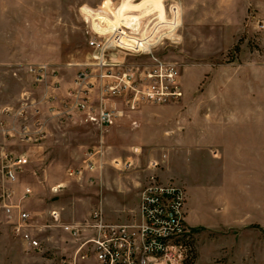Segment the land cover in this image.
Wrapping results in <instances>:
<instances>
[{"label":"rangeland","instance_id":"1","mask_svg":"<svg viewBox=\"0 0 264 264\" xmlns=\"http://www.w3.org/2000/svg\"><path fill=\"white\" fill-rule=\"evenodd\" d=\"M111 32L129 47L114 48L112 58L132 67L138 83L160 86L164 72L174 69L182 91L205 87L210 67L264 68V0H0V154L27 158L15 181H3L26 214L17 233L18 209L13 219L0 212L4 262L60 264L79 243L62 227L78 228L81 239L90 236L97 208L109 222L138 220L140 191L160 168L159 116H172L181 96L143 101L134 110L116 98L122 111L107 127L85 122L66 106V89L90 54L87 39ZM32 64H47L59 81L55 90L51 75L40 83L50 86V104L37 113L32 103L46 94L27 71ZM148 73L163 76L144 77ZM94 148L102 154L92 170L85 169L84 154ZM77 169L80 174L69 175ZM26 187L30 192L22 199ZM239 209L247 221L260 219L259 207L243 197ZM217 224L199 234L187 224L199 262L215 256L227 264H264V223H238L234 231ZM24 233L38 237L40 250L25 242Z\"/></svg>","mask_w":264,"mask_h":264},{"label":"built area","instance_id":"2","mask_svg":"<svg viewBox=\"0 0 264 264\" xmlns=\"http://www.w3.org/2000/svg\"><path fill=\"white\" fill-rule=\"evenodd\" d=\"M119 37L112 32L109 36L104 33L89 36L87 45L90 54L87 60L79 63L72 84L66 89L65 105L83 115L85 122L110 126L122 111L114 105L116 98H122L125 107L134 110L140 102H164L182 94L174 69L164 72L165 81L160 80V86L138 83L132 67L125 68L122 62L112 58L114 48L128 47ZM27 71L35 85L45 82V78L51 75L54 77L52 89L59 88V81L47 64L28 65ZM150 76L157 79L163 75H144L146 78ZM99 154H102L99 148L88 149L84 154L83 167L92 170ZM26 163L27 158L21 154H0V212L7 219H13L15 209H18L17 224L14 225L17 233H20V220L25 219L26 214L19 210V202H13L12 190L5 188L3 181H15ZM114 163L122 164L119 160ZM81 171L70 170L68 173L80 174ZM29 192L30 189L26 187L21 198H25ZM184 204L185 192L180 185L150 175L139 194L136 222H109L104 219L102 210L97 208L92 211L93 223L90 228L93 234L90 236L81 239L78 228L72 225L62 227L74 240L79 241L62 264H83L90 256L97 264H227L219 258L207 263L199 262L193 233L185 221ZM23 239L34 250H40L38 237L24 233Z\"/></svg>","mask_w":264,"mask_h":264},{"label":"crops","instance_id":"3","mask_svg":"<svg viewBox=\"0 0 264 264\" xmlns=\"http://www.w3.org/2000/svg\"><path fill=\"white\" fill-rule=\"evenodd\" d=\"M261 68L246 63L229 69L210 67L205 87L184 86L180 102L171 106L173 115L159 116L156 162L160 168L156 176L184 189L185 220L199 229L198 234L215 228L211 224L216 223L222 231H234L238 223L244 226L264 223V68ZM41 85L46 97L32 103L36 113L47 101L50 104L47 99L50 86L46 83L35 87ZM241 197L259 207L260 219H245L246 212L242 214L239 209ZM201 243L200 238L199 253ZM214 258L218 257L202 261L207 263ZM0 264L10 263L0 260ZM83 264L97 263L90 256Z\"/></svg>","mask_w":264,"mask_h":264}]
</instances>
